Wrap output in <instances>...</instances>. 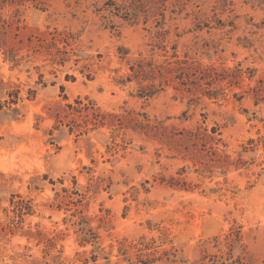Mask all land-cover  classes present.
<instances>
[{
	"label": "rangeland",
	"instance_id": "374dc122",
	"mask_svg": "<svg viewBox=\"0 0 264 264\" xmlns=\"http://www.w3.org/2000/svg\"><path fill=\"white\" fill-rule=\"evenodd\" d=\"M147 1L0 33V264H264V0Z\"/></svg>",
	"mask_w": 264,
	"mask_h": 264
},
{
	"label": "trees",
	"instance_id": "16d2710c",
	"mask_svg": "<svg viewBox=\"0 0 264 264\" xmlns=\"http://www.w3.org/2000/svg\"><path fill=\"white\" fill-rule=\"evenodd\" d=\"M27 1L35 0H0V33L7 32L8 28H12L21 21V6ZM76 1L78 2L80 0ZM159 1L160 0H153L152 2L156 4ZM148 3L147 0H130V3L122 5L118 4L116 0H95L93 4L95 5L97 12L115 13L117 15H122L127 19L138 20L143 15H146V18L151 15L149 14L151 12L144 9V6ZM5 10H9V13L5 14ZM103 16L107 17L106 15ZM158 24H160V22ZM18 27L19 26L17 25V28ZM203 73V76H210L212 81L220 79V73L215 67H208L203 70ZM208 87L207 89H209ZM206 94L210 97H217L219 93L207 92Z\"/></svg>",
	"mask_w": 264,
	"mask_h": 264
}]
</instances>
